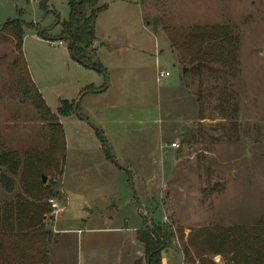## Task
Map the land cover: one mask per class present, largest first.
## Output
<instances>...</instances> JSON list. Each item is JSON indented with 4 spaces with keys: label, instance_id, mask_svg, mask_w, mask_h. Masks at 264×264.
<instances>
[{
    "label": "rangeland",
    "instance_id": "rangeland-1",
    "mask_svg": "<svg viewBox=\"0 0 264 264\" xmlns=\"http://www.w3.org/2000/svg\"><path fill=\"white\" fill-rule=\"evenodd\" d=\"M41 2L0 0V26L18 18L31 26L23 49L31 89L56 115L60 101L81 103L85 91H78L100 75L83 74L61 40L58 19L69 18L67 0H49V14ZM104 4L96 36H107L110 47L120 51L110 55L94 46V56L109 69L112 82L116 70L125 71L127 100L98 102L88 96L78 114L59 118L67 149L59 174L46 177L60 193L49 201L58 206L47 220L56 236L50 264H131L144 255L136 242L144 218L172 224L185 239L191 230L250 227L264 220V0H99ZM213 25L230 28L239 43L237 62L233 69L209 65L194 77L180 64L165 29ZM2 44L3 148L43 150L46 127L12 66L13 45ZM166 72L171 76L158 81ZM200 128L202 140L189 145L187 138ZM174 143L179 148H172ZM171 247L163 263L183 264L178 243ZM209 258L226 264L220 255Z\"/></svg>",
    "mask_w": 264,
    "mask_h": 264
},
{
    "label": "trees",
    "instance_id": "trees-1",
    "mask_svg": "<svg viewBox=\"0 0 264 264\" xmlns=\"http://www.w3.org/2000/svg\"><path fill=\"white\" fill-rule=\"evenodd\" d=\"M48 3L49 0L40 3L47 14L50 13ZM67 3L70 10L68 20L61 23L58 19V24L62 26L61 40L68 42L69 53L78 64L103 73L101 63L94 56V46L97 43V19L108 6H100L99 0H67ZM29 28L31 26L20 18L7 21L0 26V48L6 40L13 45L12 66L21 75L20 85L36 109L38 121L46 127L48 145L43 150L33 149L23 153L6 151L0 137V264H50V252L56 236L47 226L53 211L49 201L58 200L60 193L51 182L44 183L43 177L59 174L61 165L65 164L67 138L59 118L76 114L75 105L78 102L73 106L67 101H60L54 115L41 93L31 89L33 82L23 52ZM165 34L180 64L188 67L189 74L194 77L201 76L209 65L218 64L233 69L237 62L239 43L226 26H193L181 30L166 28ZM184 77L186 79L187 75ZM185 83L190 88V82L185 80ZM90 91L95 90L89 87L83 95ZM196 102L199 106L198 118L203 121L204 102L201 95ZM200 132L201 128L197 134L187 138L189 145L202 140ZM97 135L101 136L100 132ZM144 220V225L136 233V242L144 249V255L132 264H163V254L171 250L173 243H178L180 247L183 264H215L209 257L219 255L226 264H264V220L250 227L191 230L187 239L185 233L174 230L172 224Z\"/></svg>",
    "mask_w": 264,
    "mask_h": 264
},
{
    "label": "crops",
    "instance_id": "crops-1",
    "mask_svg": "<svg viewBox=\"0 0 264 264\" xmlns=\"http://www.w3.org/2000/svg\"><path fill=\"white\" fill-rule=\"evenodd\" d=\"M110 1L113 2V0H110ZM96 37H97L98 40H102L103 39L102 42L99 43V46L101 47V49L102 48L107 49V53L108 54L115 55V54H117L120 51V47H110L112 45L107 42V40H108V37L107 36L102 35L101 37H99V36H96ZM96 55H97V53H96ZM79 66L82 67L81 65H79ZM82 68H83V70H85V72L83 74H87V73L93 72V73H96L97 75H100V77L96 81H94L92 83H88L87 86H83V88H81V90L78 91V95H80V93L82 94V92L86 91L87 88H89L91 86L94 87V88L99 89L98 91H90V92H87V94H85L82 97V101L80 103L81 105L83 104V102L85 100H87L86 98L88 96L89 97L90 96L96 97L95 99L98 102L105 101V102L116 103V101L117 102H119V101L122 102L124 100H127V92H126V89L123 86V77H122V74H125L124 73L125 71L122 68L119 69V70H116L114 72V73H116L117 77H115V79H114L113 82L111 80V74H110V79H109V73H108L109 72V69L108 68H105V67L102 66L103 73H98V72H95V71L90 70V69H85L84 67H82ZM88 71H90V72H88ZM108 80L110 81V83L106 87V82ZM158 81H159V78H158ZM124 95H125V97H123ZM73 99L74 98H72V100ZM72 100H70V101H72ZM100 133L102 134V132H100ZM167 156H169V154H167ZM107 229H105L106 232L112 230L110 228H107ZM114 230L115 231H120L119 229H114ZM137 231H136V233H137ZM63 232L66 233L68 231H63ZM168 253H169V251L166 252V254H168ZM130 262L134 263L135 260L130 261ZM162 263H163V261H162Z\"/></svg>",
    "mask_w": 264,
    "mask_h": 264
},
{
    "label": "built area",
    "instance_id": "built-area-1",
    "mask_svg": "<svg viewBox=\"0 0 264 264\" xmlns=\"http://www.w3.org/2000/svg\"><path fill=\"white\" fill-rule=\"evenodd\" d=\"M60 43V45H63V42H59ZM170 76V73L169 72H166V73H161L159 76H158V78H159V80L160 79H166L167 77H169ZM172 146V148H179V146L177 145V144H172L171 145ZM52 203V207H53V209L55 210L54 211V213L58 210V206H57V204L55 203V202H53V201H51Z\"/></svg>",
    "mask_w": 264,
    "mask_h": 264
},
{
    "label": "water",
    "instance_id": "water-1",
    "mask_svg": "<svg viewBox=\"0 0 264 264\" xmlns=\"http://www.w3.org/2000/svg\"><path fill=\"white\" fill-rule=\"evenodd\" d=\"M98 47H99V44H96V45H95V48H98ZM78 103H79V101H78V102L76 103V105H75V113H76V114H78V108H79ZM43 182H44V183L47 182V178H46L45 176L43 177ZM136 200H137V198H136ZM137 201H138V200H137Z\"/></svg>",
    "mask_w": 264,
    "mask_h": 264
}]
</instances>
